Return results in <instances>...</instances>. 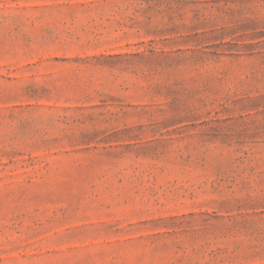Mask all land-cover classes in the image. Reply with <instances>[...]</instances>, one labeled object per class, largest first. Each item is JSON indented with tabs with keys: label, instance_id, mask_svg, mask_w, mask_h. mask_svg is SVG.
I'll return each mask as SVG.
<instances>
[{
	"label": "rangeland",
	"instance_id": "1",
	"mask_svg": "<svg viewBox=\"0 0 264 264\" xmlns=\"http://www.w3.org/2000/svg\"><path fill=\"white\" fill-rule=\"evenodd\" d=\"M0 264H264V0H0Z\"/></svg>",
	"mask_w": 264,
	"mask_h": 264
}]
</instances>
